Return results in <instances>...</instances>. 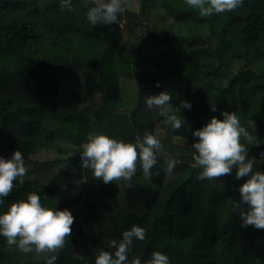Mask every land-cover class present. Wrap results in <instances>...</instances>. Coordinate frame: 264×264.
Masks as SVG:
<instances>
[{"label": "trees", "instance_id": "trees-1", "mask_svg": "<svg viewBox=\"0 0 264 264\" xmlns=\"http://www.w3.org/2000/svg\"><path fill=\"white\" fill-rule=\"evenodd\" d=\"M73 5L0 0V156L19 148L28 165L0 212L33 191L46 207L69 209L73 230L56 264H95L133 225L146 236L129 259L162 251L172 264H264V229L242 228L232 213L247 177L198 180L191 147L194 130L235 112L250 134L241 143L258 159L254 170H264V0L210 17L185 0H125L117 24L95 27L80 0ZM162 91L174 106L192 104L178 131L146 105ZM145 130L162 141L150 180L139 165L131 182L108 184L80 167L89 133L135 142ZM168 157L181 161L170 176ZM49 255L0 237V264H46Z\"/></svg>", "mask_w": 264, "mask_h": 264}, {"label": "clouds", "instance_id": "clouds-1", "mask_svg": "<svg viewBox=\"0 0 264 264\" xmlns=\"http://www.w3.org/2000/svg\"><path fill=\"white\" fill-rule=\"evenodd\" d=\"M86 8L85 18L93 27L97 25L117 24L125 9V0H80ZM191 8L197 10L200 17H210L232 12L244 6L245 0H185ZM62 11L74 10L73 0H60ZM159 87V84H157ZM173 95L169 91L145 97L149 109H159L166 119L163 123L173 131L186 125L183 109L191 110L192 104L182 100L179 106L172 103ZM216 112L215 105L210 107ZM221 118L211 117L202 127L192 132L198 138L191 145L194 167H199L198 180L231 175L240 180L247 177L239 186V201L232 200V213L239 211L240 227L253 226L264 229V170L254 167L258 159L249 156V150L241 143V137L248 138V131L241 125L235 112L224 111ZM185 139V138H184ZM81 168L90 169L94 177L105 184L110 182L129 183L139 170L145 179H151L153 169L159 163L157 152L162 141L153 132L145 130L143 137L137 136L135 142H126L107 133H89L87 141L80 145ZM181 161L178 157L165 159L163 171L170 176ZM264 163V162H261ZM28 172L24 153L19 148L9 158L0 156V206L15 187L14 182ZM155 174H159L158 172ZM75 217L65 208L46 207L38 192H30L26 199L8 205L0 212V237H4L8 246H16L19 251L28 254L49 253L46 264H56L59 251L69 242ZM146 229L133 225L122 233L119 241L113 240L110 247L114 251H100L95 264H172L170 257L162 251H153L151 257L142 260L139 256L129 259V253L135 240H144Z\"/></svg>", "mask_w": 264, "mask_h": 264}]
</instances>
